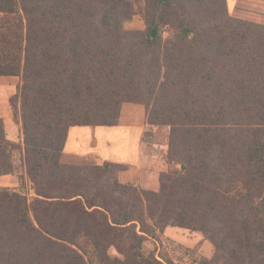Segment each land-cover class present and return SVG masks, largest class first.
<instances>
[{
    "label": "trees",
    "instance_id": "trees-1",
    "mask_svg": "<svg viewBox=\"0 0 264 264\" xmlns=\"http://www.w3.org/2000/svg\"><path fill=\"white\" fill-rule=\"evenodd\" d=\"M143 1L128 31L133 0H0L21 131L9 142L0 118V176L17 153L33 192L0 187V264H171L143 247L167 227L212 246L198 264H264V24L226 0ZM123 103L144 107L143 141L169 130L157 191L119 184L123 165L62 160L70 127L114 126Z\"/></svg>",
    "mask_w": 264,
    "mask_h": 264
},
{
    "label": "crops",
    "instance_id": "crops-1",
    "mask_svg": "<svg viewBox=\"0 0 264 264\" xmlns=\"http://www.w3.org/2000/svg\"><path fill=\"white\" fill-rule=\"evenodd\" d=\"M237 2L226 0L227 11L232 16H240ZM17 83V77H0V118L6 139L16 144L21 142L20 122L13 118L8 100L15 93ZM146 130L144 107L123 103L114 126L70 127L63 145L62 159L71 164L99 165L109 162L123 165L126 168L117 174L119 184L157 191L159 175L169 168L165 160L169 130L165 126H154L150 139L143 141ZM19 173L20 170L14 166L13 175L0 176V187H18ZM173 228L167 227L164 230Z\"/></svg>",
    "mask_w": 264,
    "mask_h": 264
},
{
    "label": "rangeland",
    "instance_id": "rangeland-1",
    "mask_svg": "<svg viewBox=\"0 0 264 264\" xmlns=\"http://www.w3.org/2000/svg\"><path fill=\"white\" fill-rule=\"evenodd\" d=\"M133 6L134 15L123 23V28L128 31H142L144 30V24L141 12L144 1L133 0ZM236 8L239 10L238 14L240 16L228 14L235 18L264 24V0H238ZM159 34L163 39H167L171 36L172 30L163 27L160 29ZM15 120L18 121V117ZM13 164L21 173V164L17 153L13 155ZM173 167L178 168V165H173ZM12 190H19L28 200L33 196L27 181L24 182L21 188L16 187ZM143 247L146 254H153L157 259L161 260L160 258H162L164 261H170L171 264H198L203 258L209 259L213 253L212 246L203 238L201 233L176 227L158 233L154 239H147ZM108 254L110 256L116 255L112 248L108 250Z\"/></svg>",
    "mask_w": 264,
    "mask_h": 264
}]
</instances>
